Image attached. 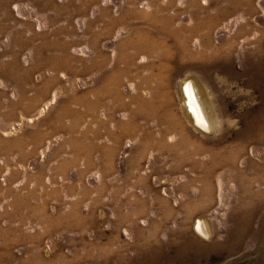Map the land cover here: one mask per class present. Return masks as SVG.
Instances as JSON below:
<instances>
[{"label": "rangeland", "instance_id": "1", "mask_svg": "<svg viewBox=\"0 0 264 264\" xmlns=\"http://www.w3.org/2000/svg\"><path fill=\"white\" fill-rule=\"evenodd\" d=\"M0 264H264V0H0Z\"/></svg>", "mask_w": 264, "mask_h": 264}, {"label": "bare ground", "instance_id": "2", "mask_svg": "<svg viewBox=\"0 0 264 264\" xmlns=\"http://www.w3.org/2000/svg\"><path fill=\"white\" fill-rule=\"evenodd\" d=\"M183 91L187 100L186 103L191 113L194 115L195 120L199 122L198 124H200L201 126L208 128L210 123L208 121L206 114L204 113L202 106L200 105L193 84L190 81H185L183 86Z\"/></svg>", "mask_w": 264, "mask_h": 264}]
</instances>
